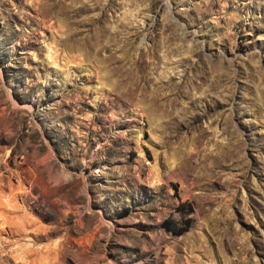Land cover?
I'll list each match as a JSON object with an SVG mask.
<instances>
[{
    "label": "rangeland",
    "instance_id": "1",
    "mask_svg": "<svg viewBox=\"0 0 264 264\" xmlns=\"http://www.w3.org/2000/svg\"><path fill=\"white\" fill-rule=\"evenodd\" d=\"M0 264H264V0H0Z\"/></svg>",
    "mask_w": 264,
    "mask_h": 264
},
{
    "label": "trees",
    "instance_id": "2",
    "mask_svg": "<svg viewBox=\"0 0 264 264\" xmlns=\"http://www.w3.org/2000/svg\"><path fill=\"white\" fill-rule=\"evenodd\" d=\"M175 230H178L180 232L184 231L185 229L184 228H176V226L174 227Z\"/></svg>",
    "mask_w": 264,
    "mask_h": 264
}]
</instances>
